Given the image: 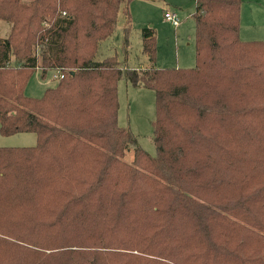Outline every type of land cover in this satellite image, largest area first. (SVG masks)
Listing matches in <instances>:
<instances>
[{
	"label": "trees",
	"instance_id": "1",
	"mask_svg": "<svg viewBox=\"0 0 264 264\" xmlns=\"http://www.w3.org/2000/svg\"><path fill=\"white\" fill-rule=\"evenodd\" d=\"M132 0H0V264H264V41L242 0H196L194 68L96 60ZM54 73L41 97L36 72ZM154 90L156 155L118 124L119 82ZM133 152L132 161L125 159Z\"/></svg>",
	"mask_w": 264,
	"mask_h": 264
},
{
	"label": "rangeland",
	"instance_id": "2",
	"mask_svg": "<svg viewBox=\"0 0 264 264\" xmlns=\"http://www.w3.org/2000/svg\"><path fill=\"white\" fill-rule=\"evenodd\" d=\"M196 0H132L129 12L132 31L129 36L128 54H125L123 11L119 14L115 33L104 41L96 55L100 61L117 56L124 66L131 69L148 67V59L143 54V30L152 28L156 35V66L158 68H194L195 51V12ZM166 11L178 14L179 26L174 27L164 14ZM7 28V30H6ZM10 24L1 23L0 34L6 38ZM240 38L242 41H264V0H242ZM56 74L46 78L36 72L30 79L25 94L41 97L47 87L56 85ZM119 113L118 124L129 128L136 136L139 145L149 154L156 155L155 126L156 102L154 90L135 87L122 79L118 85ZM37 144L35 133H21L10 137L0 134V147H30ZM133 152H127L126 160L132 161Z\"/></svg>",
	"mask_w": 264,
	"mask_h": 264
},
{
	"label": "built area",
	"instance_id": "3",
	"mask_svg": "<svg viewBox=\"0 0 264 264\" xmlns=\"http://www.w3.org/2000/svg\"><path fill=\"white\" fill-rule=\"evenodd\" d=\"M164 17L165 19L170 22L174 27H177L180 25L181 23V19L180 17L178 16V14L174 13V12H169V11H166L165 14H164ZM55 77H59V78H63V76H55Z\"/></svg>",
	"mask_w": 264,
	"mask_h": 264
},
{
	"label": "crops",
	"instance_id": "4",
	"mask_svg": "<svg viewBox=\"0 0 264 264\" xmlns=\"http://www.w3.org/2000/svg\"><path fill=\"white\" fill-rule=\"evenodd\" d=\"M6 30H7V28H6ZM39 72V71H38Z\"/></svg>",
	"mask_w": 264,
	"mask_h": 264
}]
</instances>
